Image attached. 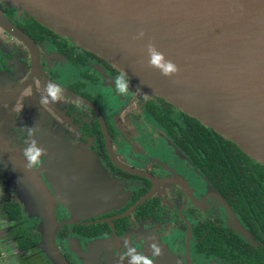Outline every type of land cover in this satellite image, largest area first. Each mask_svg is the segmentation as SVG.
Returning <instances> with one entry per match:
<instances>
[{"label": "flooded vegetation", "instance_id": "obj_1", "mask_svg": "<svg viewBox=\"0 0 264 264\" xmlns=\"http://www.w3.org/2000/svg\"><path fill=\"white\" fill-rule=\"evenodd\" d=\"M0 8L33 40L0 28V76L21 88L3 95L4 139L28 170L27 195L0 169V259L13 240L28 264H53L37 246L44 224L69 264H264V164L71 37Z\"/></svg>", "mask_w": 264, "mask_h": 264}, {"label": "water", "instance_id": "obj_2", "mask_svg": "<svg viewBox=\"0 0 264 264\" xmlns=\"http://www.w3.org/2000/svg\"><path fill=\"white\" fill-rule=\"evenodd\" d=\"M0 1L104 57L141 88L212 127L264 164V0ZM0 28L27 48L33 42L1 8ZM1 80L0 104L9 98L3 95L16 100L21 88L9 92ZM3 122L0 169L24 178L28 195L27 167L7 146ZM33 177L46 188L41 177ZM41 209L42 215H52V207ZM42 225L37 246L53 264H69L54 243L53 230Z\"/></svg>", "mask_w": 264, "mask_h": 264}, {"label": "rangeland", "instance_id": "obj_3", "mask_svg": "<svg viewBox=\"0 0 264 264\" xmlns=\"http://www.w3.org/2000/svg\"><path fill=\"white\" fill-rule=\"evenodd\" d=\"M8 225V221L6 223ZM5 233L1 232V234ZM11 234H13L12 232H10ZM10 233H8L5 237H3L4 240L7 239V241H11L9 240V238L11 237ZM7 243V242H5ZM12 245H14V249H12V252L7 255H9L7 258L5 257V251H2L1 253V259H0V264H28V253L22 252L21 250L17 249L16 247V242L12 240ZM4 246L3 244L1 245L0 249H3ZM6 255V256H7ZM11 256V257H10ZM11 260H10V258Z\"/></svg>", "mask_w": 264, "mask_h": 264}, {"label": "crops", "instance_id": "obj_4", "mask_svg": "<svg viewBox=\"0 0 264 264\" xmlns=\"http://www.w3.org/2000/svg\"><path fill=\"white\" fill-rule=\"evenodd\" d=\"M0 77L2 78V81H5V76L1 75ZM16 105H17V104H16ZM16 105H14V106H16ZM6 113H8V112H6ZM6 113L4 112V114L0 115V116H1L0 118H2V120H0V122H3V121L6 120V116H5ZM4 127H6V125H4V122H3V128H4Z\"/></svg>", "mask_w": 264, "mask_h": 264}, {"label": "clouds", "instance_id": "obj_5", "mask_svg": "<svg viewBox=\"0 0 264 264\" xmlns=\"http://www.w3.org/2000/svg\"><path fill=\"white\" fill-rule=\"evenodd\" d=\"M25 91H27V89H25Z\"/></svg>", "mask_w": 264, "mask_h": 264}]
</instances>
